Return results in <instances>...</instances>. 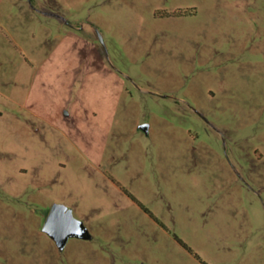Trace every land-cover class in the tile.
<instances>
[{
  "label": "rangeland",
  "instance_id": "obj_1",
  "mask_svg": "<svg viewBox=\"0 0 264 264\" xmlns=\"http://www.w3.org/2000/svg\"><path fill=\"white\" fill-rule=\"evenodd\" d=\"M0 264H264V0H0Z\"/></svg>",
  "mask_w": 264,
  "mask_h": 264
},
{
  "label": "water",
  "instance_id": "obj_2",
  "mask_svg": "<svg viewBox=\"0 0 264 264\" xmlns=\"http://www.w3.org/2000/svg\"><path fill=\"white\" fill-rule=\"evenodd\" d=\"M149 127V124L140 126L145 132H149ZM43 231L55 241L61 250L70 238L91 239V234L83 222L75 218L73 211L62 204L52 206Z\"/></svg>",
  "mask_w": 264,
  "mask_h": 264
},
{
  "label": "crops",
  "instance_id": "obj_3",
  "mask_svg": "<svg viewBox=\"0 0 264 264\" xmlns=\"http://www.w3.org/2000/svg\"><path fill=\"white\" fill-rule=\"evenodd\" d=\"M49 212H50V211H49ZM48 215H49V213L46 215V219H47ZM45 222H46V221H45Z\"/></svg>",
  "mask_w": 264,
  "mask_h": 264
}]
</instances>
